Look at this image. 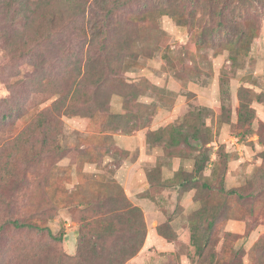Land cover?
<instances>
[{
	"label": "rangeland",
	"instance_id": "obj_1",
	"mask_svg": "<svg viewBox=\"0 0 264 264\" xmlns=\"http://www.w3.org/2000/svg\"><path fill=\"white\" fill-rule=\"evenodd\" d=\"M9 1L0 0V225L21 220L48 227L54 236L64 235L60 247L75 257L78 232L106 218L108 211L123 209L126 202L119 198L125 197L141 210L146 228L142 249L125 264H264V253L255 251L256 244L264 242V179L259 175L264 168V102L256 98L264 96L263 2L197 0L195 29L178 25L169 16L159 19L156 30L143 28L142 42L149 49L153 46L155 52L151 56L138 53L136 65L119 75L108 111L94 119L62 117L57 143L63 152L53 150L24 164L19 157L25 129L58 97L34 91L43 65L40 55L46 58V73H57L48 42L34 45L27 58L9 52L11 44L7 45L5 34L17 30L11 27V13L5 9ZM148 3L181 7L186 0ZM224 7L227 31L218 32L219 42L212 45L209 39L216 34L218 12ZM97 23L89 13L85 25L89 37ZM63 31L66 37L60 47L70 58L73 54L80 57L87 45L82 46L72 27ZM239 32L250 34L252 42L248 54L240 58L241 66L235 67L226 48L228 44L235 47L228 40ZM29 58L39 65L32 66ZM45 85L49 87L51 82ZM127 85L134 86L127 89L133 96L123 91ZM242 88L252 99L253 121L245 127L249 133L239 123ZM195 126L209 128L206 146L191 141L190 145L166 149L147 141L154 132L167 130L168 135L174 128ZM202 152L209 160L204 177L211 188L202 187L199 181L195 190L185 191L177 185L178 172L193 173ZM223 153L229 155L225 189H241L247 196L255 193L256 198L241 203L236 197L229 199L225 220L210 249L211 262L196 252L188 216L208 208L206 204L217 191L213 187L220 180ZM2 168L15 172L16 180L5 181ZM161 182L170 183L163 187ZM27 233L15 229L1 233L0 253L8 241H16L14 249L18 251L32 247ZM15 264L22 263L16 260Z\"/></svg>",
	"mask_w": 264,
	"mask_h": 264
},
{
	"label": "trees",
	"instance_id": "obj_2",
	"mask_svg": "<svg viewBox=\"0 0 264 264\" xmlns=\"http://www.w3.org/2000/svg\"><path fill=\"white\" fill-rule=\"evenodd\" d=\"M186 0L185 6L158 7L148 3V0H11L5 5V9L11 13V27L17 28L11 35L6 32V43L11 44L9 52L15 55L30 57L31 49L48 42L51 45V61L57 75L49 76L46 73V58L42 54L40 60L42 66L37 72L38 90L40 94L58 96L52 105L39 112L34 123L24 131V150L19 161L28 164L39 156L53 150L62 151L57 143V137L62 134V117H87L94 119L102 112L108 111L111 95L116 92L115 84L119 75L128 71V68L136 65L138 53L143 56H151L155 48L149 49L144 45L140 37V31L147 26L156 30L159 19L165 16L171 17L178 25L191 26L195 29V2ZM264 5V0H261ZM133 10L130 18L125 15ZM219 10L220 20L216 34L210 37L209 42L217 45L218 32L227 31L224 22V11ZM95 15L98 20L93 37H89L86 30L87 16ZM46 15V16H45ZM45 25V27L43 26ZM201 24V23H199ZM21 26V28H19ZM72 27L82 46L87 45V50L79 57L73 54V59L60 47L66 33L65 28ZM250 35V34H249ZM245 32H239L234 39L229 38L228 43H235V47L229 44L227 50L231 52L230 60L233 66H241V56H246L250 50L252 37ZM32 66H38L29 58ZM59 76V77H58ZM58 77V78H57ZM44 81V84H42ZM51 82V86L45 85ZM127 85L123 90L128 92ZM123 89V86L120 87ZM115 91V92H114ZM134 96H138L134 94ZM257 101L264 102V96H256ZM240 110L239 123L241 128L252 125L253 113L250 109L252 101L249 92L242 88L239 92ZM38 130V133H35ZM209 128L201 126L194 128L179 127L166 135L167 130L152 133L147 141L155 146H165L173 149L190 142L202 143L206 146L210 141ZM249 133V128L245 129ZM20 143V142H19ZM17 152H15V157ZM221 173L214 197L211 198L206 209L194 212L188 216V224L191 229V242L196 252L201 257L214 261L210 249L216 241L217 230L225 220V208L229 199L236 197L238 203L248 198H256L255 193L248 196L241 193V189L226 190L224 187L225 176L229 162V155L222 154ZM264 158V154H263ZM207 156L202 152L196 160L193 173L178 172L177 185L185 191L195 190L198 182L202 181V187L210 189L208 180L204 177V171L208 162ZM3 179H15V172L3 169ZM262 174V175H261ZM261 179H264V168L260 171ZM8 180V181H9ZM170 182H161L160 186L167 187ZM172 184V183H171ZM126 202L124 208L118 211L107 212L106 218H101L95 224H87L78 232V254L70 257L65 254L60 244L64 235L54 236L48 227L29 223L21 220H6L0 225V234L9 229L27 231V235L33 244L15 250V242L8 241L4 252L0 254V264H15L20 260L22 264H125L135 257L142 249L146 240V228L142 212L137 207H132L125 197L119 198ZM116 201V200H115ZM129 209V210H128ZM122 211V212H120ZM124 211V212H123ZM44 212H42L43 215ZM87 231V232H86ZM42 235V237H36ZM229 238L233 234H227ZM167 237V236H166ZM168 238V237H167ZM39 239V240H37ZM11 243V244H10ZM257 253H264V242L255 246Z\"/></svg>",
	"mask_w": 264,
	"mask_h": 264
}]
</instances>
